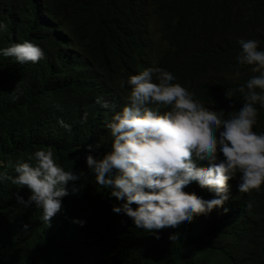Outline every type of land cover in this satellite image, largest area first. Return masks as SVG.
Segmentation results:
<instances>
[{
    "label": "clouds",
    "instance_id": "9594fccd",
    "mask_svg": "<svg viewBox=\"0 0 264 264\" xmlns=\"http://www.w3.org/2000/svg\"><path fill=\"white\" fill-rule=\"evenodd\" d=\"M42 3L0 0V61L6 75L31 78L37 92L28 108L44 115L57 112L53 127L59 129L43 138L0 122L23 138L11 142L13 153L1 148L0 241H38L62 259L77 261L86 253L97 264H131L153 251L177 261L187 257L190 264H225L226 253L233 252L230 239L253 217L250 209L240 223L225 219L210 239L211 226L204 223L210 216H230L241 192L259 191L264 184V131L253 130L257 105L264 108L259 40H238L236 61L258 74H248L239 86L240 106L225 116L223 110L206 108L158 65L129 74L122 83H108ZM14 16L23 19L19 33L11 31ZM33 19L37 26L27 35ZM44 46L52 53L50 64L43 61ZM51 102L54 106L44 110ZM237 175L239 183L233 179ZM191 220L190 232L179 230ZM133 234L163 241L166 249L145 243L124 248ZM180 239L185 244L174 246ZM195 239L213 246L212 253L218 250L217 257L204 254ZM244 249L264 264V244L251 241Z\"/></svg>",
    "mask_w": 264,
    "mask_h": 264
},
{
    "label": "trees",
    "instance_id": "16d2710c",
    "mask_svg": "<svg viewBox=\"0 0 264 264\" xmlns=\"http://www.w3.org/2000/svg\"><path fill=\"white\" fill-rule=\"evenodd\" d=\"M42 4L48 8L57 25L67 31L77 49L102 72L106 81L113 85L126 81L129 74H134L144 67L158 65L171 71L177 81L193 92L194 98L203 102L206 108L212 111L223 110L227 116L232 108H238L242 102L239 86L250 76L258 74L251 73V65L238 64L235 57L240 50L238 40L241 37L257 39L258 47L264 48V0H43ZM37 16L39 20L43 18ZM13 19L16 22L11 31L19 33V25L23 19L19 16H14ZM36 26L37 20L33 19L28 25L27 35L31 34ZM57 34L68 37L66 33ZM37 44L40 46V43ZM41 48L45 53L43 61L50 64L53 61L52 53L46 46ZM34 81L38 83L41 79L35 78ZM36 92L32 89L31 78L6 75L0 61V122L15 123L18 128L27 129L39 137L46 138L59 131L53 127V119L48 121L49 117H57V112L44 115L41 111L34 113L35 106L28 108ZM226 92H230L231 96L226 97ZM43 93L33 99L39 98ZM230 100L233 102L231 106ZM53 106L54 103L51 102L43 109ZM253 130L264 131V108L259 105L257 125L253 126ZM15 139H23L17 129L10 130L0 126V153L2 147L4 153L15 152L11 144ZM79 139L83 141V138ZM233 179L239 183L238 175ZM240 194L241 197L232 203L233 212L230 216H210L204 225L211 226V234L208 236L210 239L219 231L225 219L240 223L246 210L250 209L253 217L246 220L244 231L242 228V232L230 239L233 252L226 253L223 261L225 264H261L260 259L246 255L244 247L251 241L264 244V184L259 191L252 189ZM203 195L206 198L205 193L199 196ZM249 202L251 207L247 206ZM94 214L95 211L90 215ZM199 216L205 215L197 217ZM194 220L179 230L190 232ZM3 231L5 232L6 228H3ZM167 240H171L170 235ZM195 241L202 246L201 251L209 257L214 247H207L203 240V243L196 239ZM138 243H145L162 251L166 249L163 241H153L134 234L123 245L128 249ZM179 243L185 244L180 239L174 246H179ZM218 252L214 251L211 257H217ZM0 262L97 264L86 253H80L77 261L62 259L41 242H25L16 237L0 241ZM217 263L222 264L221 260H217ZM131 264L190 262L187 257H183V261H177L168 255L153 251L137 256Z\"/></svg>",
    "mask_w": 264,
    "mask_h": 264
},
{
    "label": "bare ground",
    "instance_id": "6f19581e",
    "mask_svg": "<svg viewBox=\"0 0 264 264\" xmlns=\"http://www.w3.org/2000/svg\"><path fill=\"white\" fill-rule=\"evenodd\" d=\"M87 68V67H86ZM83 75V73H79V74H77V75H75V78H80L81 76ZM66 84V82H65V80H62V82H61V85H65ZM79 85H81L80 83H79ZM63 95H64V97L65 98H70L71 97V93L70 92H66V91H64L63 92ZM46 118V117H45ZM50 119H48V121H52V119H55L56 117H49ZM211 197V195L210 194H206V198H210Z\"/></svg>",
    "mask_w": 264,
    "mask_h": 264
}]
</instances>
